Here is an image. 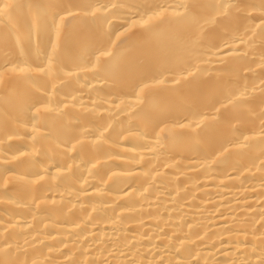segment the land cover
Segmentation results:
<instances>
[{"label": "bare ground", "instance_id": "bare-ground-1", "mask_svg": "<svg viewBox=\"0 0 264 264\" xmlns=\"http://www.w3.org/2000/svg\"><path fill=\"white\" fill-rule=\"evenodd\" d=\"M0 264H264V0H0Z\"/></svg>", "mask_w": 264, "mask_h": 264}]
</instances>
